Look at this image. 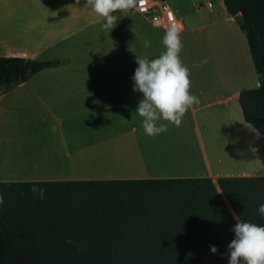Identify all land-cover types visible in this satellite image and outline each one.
Masks as SVG:
<instances>
[{
	"label": "crops",
	"instance_id": "obj_1",
	"mask_svg": "<svg viewBox=\"0 0 264 264\" xmlns=\"http://www.w3.org/2000/svg\"><path fill=\"white\" fill-rule=\"evenodd\" d=\"M154 1L180 22L179 55L200 103L179 127L158 121L168 130L150 137L136 113L143 95L133 92L132 76L136 55L153 59L165 47L141 15L117 11L116 26L105 30L88 0H0V57L53 62L0 96V123L22 108L34 122L24 136L0 129V182L264 176L263 139L237 102L259 82L238 15L220 0ZM16 136L25 141L16 150L23 158L4 159L13 151L2 147Z\"/></svg>",
	"mask_w": 264,
	"mask_h": 264
},
{
	"label": "trees",
	"instance_id": "obj_2",
	"mask_svg": "<svg viewBox=\"0 0 264 264\" xmlns=\"http://www.w3.org/2000/svg\"><path fill=\"white\" fill-rule=\"evenodd\" d=\"M220 1L244 11L260 87L237 102L264 145V0ZM52 64L0 57V96ZM0 195V264H228L233 214L264 226V176L0 182Z\"/></svg>",
	"mask_w": 264,
	"mask_h": 264
},
{
	"label": "clouds",
	"instance_id": "obj_3",
	"mask_svg": "<svg viewBox=\"0 0 264 264\" xmlns=\"http://www.w3.org/2000/svg\"><path fill=\"white\" fill-rule=\"evenodd\" d=\"M93 10L104 18L101 27L105 30L113 29L117 22V11L128 12L137 6L138 0H88ZM180 27L173 24L165 32L162 44L165 51L156 58L149 59V54L136 55L138 67L132 76L133 92L142 93L143 99L138 103L136 113L143 118L142 127L150 137H155L168 130L167 124L159 123L165 120L179 127L188 109L200 103L197 96L191 94L190 69L180 59L183 44L180 38ZM144 48L151 46L149 40L144 41ZM207 59L194 63L199 68L206 64ZM257 87H260L257 84ZM39 192L44 198V189H31ZM4 203L0 195V205ZM258 214L264 218V203L258 207ZM234 215L235 225L230 229L234 238L228 244V264H264V226L240 219ZM71 243V241H66ZM212 254L218 248L209 245Z\"/></svg>",
	"mask_w": 264,
	"mask_h": 264
},
{
	"label": "built area",
	"instance_id": "obj_4",
	"mask_svg": "<svg viewBox=\"0 0 264 264\" xmlns=\"http://www.w3.org/2000/svg\"><path fill=\"white\" fill-rule=\"evenodd\" d=\"M133 10L151 25L155 42L162 43L166 30L173 24L182 29L174 12L167 7L164 1L138 0Z\"/></svg>",
	"mask_w": 264,
	"mask_h": 264
},
{
	"label": "rangeland",
	"instance_id": "obj_5",
	"mask_svg": "<svg viewBox=\"0 0 264 264\" xmlns=\"http://www.w3.org/2000/svg\"><path fill=\"white\" fill-rule=\"evenodd\" d=\"M240 18V15L237 16V19ZM152 40L154 41L153 39V34H152ZM155 42V41H154ZM158 43V42H157ZM30 119H33L35 120L33 117H31ZM30 123H34L30 120H28V111H25L24 108L22 109H18L16 111V113H13V114H8V116L6 118H4L1 123H0V129L3 130V132H8V131H13L14 128L16 127L17 130L19 132H21V135L24 136L25 135V131L28 130V124ZM253 130V129H252ZM18 136V135H17ZM14 137L13 139V142L16 144H13V145H4L2 147V152H4V148L8 151V150H12L13 152L12 153H8V154H4L2 155L4 157V159H20V158H23V156H20L19 154L16 153V150H18V148H23L25 147V141L24 139L22 138H19V137ZM219 140V139H217ZM5 155H7L5 157ZM190 163H191V166L192 167H197V162H195V160H189L187 159ZM187 160H183V163H189L187 162ZM16 164V163H15ZM256 164V163H255ZM251 166H255L254 163L251 165ZM259 166V165H258ZM260 167V166H259Z\"/></svg>",
	"mask_w": 264,
	"mask_h": 264
},
{
	"label": "water",
	"instance_id": "obj_6",
	"mask_svg": "<svg viewBox=\"0 0 264 264\" xmlns=\"http://www.w3.org/2000/svg\"><path fill=\"white\" fill-rule=\"evenodd\" d=\"M239 15H240V19H241L242 21H245V15H244V11H243V10H240V11H239Z\"/></svg>",
	"mask_w": 264,
	"mask_h": 264
}]
</instances>
